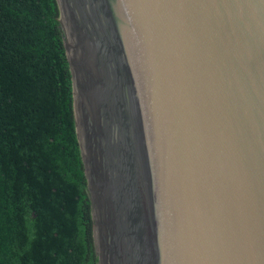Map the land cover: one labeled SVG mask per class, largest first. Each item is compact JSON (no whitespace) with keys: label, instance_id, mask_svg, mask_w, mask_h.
<instances>
[{"label":"water","instance_id":"1","mask_svg":"<svg viewBox=\"0 0 264 264\" xmlns=\"http://www.w3.org/2000/svg\"><path fill=\"white\" fill-rule=\"evenodd\" d=\"M98 264H264V0H57Z\"/></svg>","mask_w":264,"mask_h":264},{"label":"trees","instance_id":"2","mask_svg":"<svg viewBox=\"0 0 264 264\" xmlns=\"http://www.w3.org/2000/svg\"><path fill=\"white\" fill-rule=\"evenodd\" d=\"M57 0H0V264H98Z\"/></svg>","mask_w":264,"mask_h":264}]
</instances>
